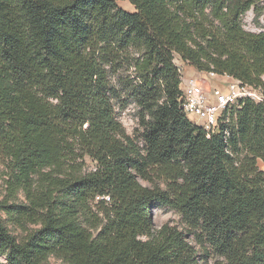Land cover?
I'll return each mask as SVG.
<instances>
[{
	"label": "trees",
	"instance_id": "16d2710c",
	"mask_svg": "<svg viewBox=\"0 0 264 264\" xmlns=\"http://www.w3.org/2000/svg\"><path fill=\"white\" fill-rule=\"evenodd\" d=\"M257 5L0 0L7 264H264V102L240 100L208 138L182 109L175 63L264 96V32L243 27ZM122 94L140 109L143 146L117 119ZM158 208L177 211L183 229L156 230ZM7 223L39 228L16 237Z\"/></svg>",
	"mask_w": 264,
	"mask_h": 264
},
{
	"label": "rangeland",
	"instance_id": "374dc122",
	"mask_svg": "<svg viewBox=\"0 0 264 264\" xmlns=\"http://www.w3.org/2000/svg\"><path fill=\"white\" fill-rule=\"evenodd\" d=\"M118 5L126 10L127 12L134 13V7L128 2H119ZM243 27L248 32L253 33H261L264 32V0H258V5L256 10H251L248 12L243 18ZM176 65L180 69H182V78L185 80L195 79L198 81V85L202 86L206 91L214 87L226 89L228 80L222 79L218 77H213L210 74H205L201 72L194 71L193 67L186 68L187 64L183 63L178 57L175 61ZM196 73V75L194 74ZM187 82V81H186ZM113 86L118 87V76L112 77ZM185 86H183L184 88ZM119 88V87H118ZM116 113L118 121L124 126L128 135L133 137L136 142L143 146V142L141 140L142 129L139 126V112L140 109L137 105L129 99L125 94L121 95L120 100L115 101ZM191 122L195 125L202 127L201 122L198 121L193 116L187 117ZM80 163V160L78 161ZM85 172H90L95 168V163H93L89 158L85 159ZM258 167L261 171L264 172V162L258 161ZM9 169L7 166V161L0 156V206L3 202L7 200V181L10 179L9 177ZM159 182V181H156ZM144 186H150L147 183L142 182ZM161 187L165 188L162 183H158ZM17 203H26L25 197L22 193H19L18 198L15 200ZM15 201H10L13 203ZM1 211V208H0ZM153 221L155 225V229L159 230L162 226L168 224L171 227H176L178 229H183L184 223L182 217L179 213L171 208H158L153 211ZM7 228L11 231L12 235L16 237H22L27 234V232L34 231L38 229V226H33L29 224H23V227L8 224ZM199 250V249H198ZM0 264H7L4 256L0 255ZM51 264H60V262L51 259ZM201 264H227L223 258L212 255L211 257L204 259L201 261Z\"/></svg>",
	"mask_w": 264,
	"mask_h": 264
},
{
	"label": "built area",
	"instance_id": "2783aa9c",
	"mask_svg": "<svg viewBox=\"0 0 264 264\" xmlns=\"http://www.w3.org/2000/svg\"><path fill=\"white\" fill-rule=\"evenodd\" d=\"M180 71L182 74V69ZM210 75L227 79L226 89L214 87L206 91L198 85L197 80L182 78V109L187 117L193 116L201 122V128L207 133L208 138L219 130L224 114L236 106L240 100L251 99L256 103L264 102V96L259 89L244 85L232 77Z\"/></svg>",
	"mask_w": 264,
	"mask_h": 264
},
{
	"label": "crops",
	"instance_id": "0c3cea01",
	"mask_svg": "<svg viewBox=\"0 0 264 264\" xmlns=\"http://www.w3.org/2000/svg\"><path fill=\"white\" fill-rule=\"evenodd\" d=\"M186 68H190L189 65L185 66ZM194 71L198 72L197 70L193 69ZM194 74L196 75V73L194 72Z\"/></svg>",
	"mask_w": 264,
	"mask_h": 264
}]
</instances>
